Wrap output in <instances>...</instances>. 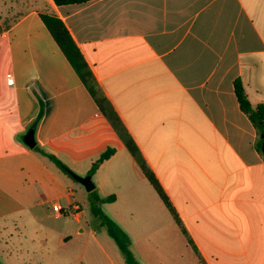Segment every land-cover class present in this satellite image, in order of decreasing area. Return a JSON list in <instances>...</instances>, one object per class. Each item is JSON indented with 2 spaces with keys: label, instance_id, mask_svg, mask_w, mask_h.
Listing matches in <instances>:
<instances>
[{
  "label": "crops",
  "instance_id": "1",
  "mask_svg": "<svg viewBox=\"0 0 264 264\" xmlns=\"http://www.w3.org/2000/svg\"><path fill=\"white\" fill-rule=\"evenodd\" d=\"M42 12L66 25L173 211ZM236 79L252 106L264 105V0H0L2 264L47 246L33 236L35 223L83 218L79 196L89 192L35 146L81 176L114 149L91 180L100 197L114 195L111 218L129 236L137 264H264V132L240 109ZM30 128L32 148L24 142ZM14 233L23 238L16 242ZM49 258L39 259L53 264Z\"/></svg>",
  "mask_w": 264,
  "mask_h": 264
},
{
  "label": "trees",
  "instance_id": "2",
  "mask_svg": "<svg viewBox=\"0 0 264 264\" xmlns=\"http://www.w3.org/2000/svg\"><path fill=\"white\" fill-rule=\"evenodd\" d=\"M57 5L64 4H72V3H85L89 0H53ZM40 18L43 23L47 27L48 31L56 41L60 50L72 65L73 69L77 73L78 77L82 81V83L86 86L92 97L94 98L96 104L98 105L101 113L107 118L110 122L111 126L118 134V136L123 141L129 153L135 159L139 167L141 168L143 174L145 175L148 182L152 185V187L159 194L161 199L165 202L166 206L173 211L172 206L170 205L168 198L164 191L162 190L160 184L155 178L153 172L146 165L144 159L142 158L137 146L134 144L131 138L125 133L123 125L118 118L116 112L110 105L107 98L101 92L98 87L94 76L89 69L83 55L78 49L76 43L74 42L71 34L69 33L66 25L63 21L53 13L42 12L40 13ZM234 93L236 95L237 101L239 103L240 109L245 112L252 123L258 128L260 132H264V105L258 104L256 106H252L250 101L247 98V95L244 91L242 83L239 79L234 80ZM42 113V109L34 120V124L40 119ZM37 150L45 154L48 158L54 161L63 171L69 174L70 170L66 168V166L57 159L54 155L50 153H46L41 150L39 147L35 146ZM114 152L113 148H107L103 151L100 156L92 163L90 169L88 170V174L92 175L98 166L107 158L110 157ZM70 175V174H69ZM114 195H108L105 197H100L97 193L96 189H93L88 193V201L89 207L92 215L99 220V225L104 227L107 235L114 241L116 246L118 247L120 253L122 254L125 264H137L136 259L130 249V238L126 234L124 230L102 209L103 203H108L114 200ZM0 264L2 262L0 261Z\"/></svg>",
  "mask_w": 264,
  "mask_h": 264
},
{
  "label": "rangeland",
  "instance_id": "3",
  "mask_svg": "<svg viewBox=\"0 0 264 264\" xmlns=\"http://www.w3.org/2000/svg\"><path fill=\"white\" fill-rule=\"evenodd\" d=\"M79 201L83 214L80 224H76L68 215H64L61 219L49 218L47 221L49 228L35 223L32 230L39 233H34L33 236L37 239H47V246L37 244L29 253L20 252L17 256H12L11 263L18 264L17 258H19L20 261L32 259V262L29 261L31 264L35 261L44 264L39 258L42 253H47L53 264H125L114 241L107 235L105 228L99 225V220L92 215L88 196L85 193L80 195ZM102 209L110 218L112 215L115 216L112 205L106 203ZM21 234H13L16 242L20 240L19 238H23ZM0 257L4 263L8 259L1 250ZM169 262L174 264V261ZM141 263L139 261V264Z\"/></svg>",
  "mask_w": 264,
  "mask_h": 264
},
{
  "label": "water",
  "instance_id": "4",
  "mask_svg": "<svg viewBox=\"0 0 264 264\" xmlns=\"http://www.w3.org/2000/svg\"><path fill=\"white\" fill-rule=\"evenodd\" d=\"M262 137L264 138V134L262 135ZM24 142L27 146H29L31 148L35 146L34 129L33 128L28 129V131L24 135ZM262 152L264 154V142L262 144ZM69 174L74 180L81 183L87 192H90L94 189L95 186L91 180V175L86 174L84 176H81V175L76 174V173L71 172V171L69 172Z\"/></svg>",
  "mask_w": 264,
  "mask_h": 264
},
{
  "label": "built area",
  "instance_id": "5",
  "mask_svg": "<svg viewBox=\"0 0 264 264\" xmlns=\"http://www.w3.org/2000/svg\"><path fill=\"white\" fill-rule=\"evenodd\" d=\"M53 210L56 211L55 216H58L60 214V207L58 206V204H53Z\"/></svg>",
  "mask_w": 264,
  "mask_h": 264
}]
</instances>
